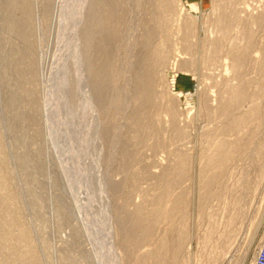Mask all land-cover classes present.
<instances>
[{"label": "rangeland", "instance_id": "obj_1", "mask_svg": "<svg viewBox=\"0 0 264 264\" xmlns=\"http://www.w3.org/2000/svg\"><path fill=\"white\" fill-rule=\"evenodd\" d=\"M0 138L32 234L5 241L0 198V264H256L264 0H0ZM214 140L234 149L205 168Z\"/></svg>", "mask_w": 264, "mask_h": 264}, {"label": "bare ground", "instance_id": "obj_2", "mask_svg": "<svg viewBox=\"0 0 264 264\" xmlns=\"http://www.w3.org/2000/svg\"><path fill=\"white\" fill-rule=\"evenodd\" d=\"M26 8V7H25ZM221 13V12H220ZM232 14V13H231ZM227 16V15H226ZM225 17V16H224ZM230 17V16H229ZM234 17V16H233ZM232 17V18H233ZM70 18V17H69ZM69 18H64L66 21H68L69 20ZM235 18V17H234ZM71 19V18H70ZM228 19V18H227ZM263 19V14L262 15H260V16H255V18H254V21H252L253 22V24H251L252 26H250V28H249V32L247 33V32H245L244 30L245 29H243L242 28V30H241V37H240V39L242 38L243 40H244V42L242 43V45H240L238 42H236V44H234L235 46L233 47V50H232V53L231 54H234L235 56L236 55H239V54H237L236 52H237V50H238V53H239V48H248V47H250V45H251V42H252V40L251 39H253L252 37H254V34L255 33H253V34H251L252 33V30L254 29V26H256V24L259 22H261V20ZM72 20V22H69L70 24L71 23H73V18L71 19ZM224 20V19H223ZM232 20V19H231ZM225 21V20H224ZM228 21V20H227ZM233 21V20H232ZM229 23H230V21H228ZM251 22V23H252ZM224 23H226V22H224ZM68 24V23H67ZM223 24V23H222ZM221 24V25H222ZM225 25V24H224ZM70 26V25H69ZM223 26V25H222ZM222 26H221V28H222ZM247 26V25H246ZM68 29V28H67ZM233 29V27L232 26H230V25H225L223 28H222V32H223V34H227V35H229V33H231V30ZM220 31V32H221ZM70 33V29H69V31L67 30V35ZM21 34H22V38H24V37H27V29L25 28V29H23V31L21 32ZM236 38H238V37H236ZM241 39V40H242ZM244 44V45H243ZM215 47H217V46H215ZM17 48H18V50H17ZM218 49H219V47H217ZM244 49H242V50H244ZM220 50V49H219ZM221 50H222V47H221ZM13 51L14 52H16V53H20V51H19V47H17V46H15V47H13ZM218 51V50H217ZM222 51H220L219 53H221ZM241 53L243 52V51H240ZM246 52V51H245ZM248 52V51H247ZM240 53V54H241ZM244 53V52H243ZM233 55V57H232V59H233V61H232V64H231V69H234V70H236V71H238L239 70V68L240 67H242L243 66V64H244V61L245 60H243L244 58H238V57H235ZM232 56V55H231ZM231 56H230V58H231ZM242 57V56H241ZM215 58V57H214ZM213 58V59H214ZM246 59V58H245ZM230 62V61H229ZM228 65V64H227ZM228 69V68H227ZM242 69V68H241ZM229 70V69H228ZM230 71V70H229ZM238 73V72H237ZM229 83V82H228ZM227 83V84H228ZM234 85V84H233ZM239 85H240V83H239ZM79 86L80 87H82L83 85H81V81L79 82ZM233 87V86H231V85H228V87ZM238 86V85H237ZM219 87V86H218ZM230 87H229V90L227 91V92H225L224 94L225 95H228V101H227V104L225 105L226 107L223 109L224 111L223 112H228L229 111V109L231 108V107H236V105L238 106V104L239 103H241L243 100H244V96L242 95V93H241V88H240V86L239 87H237V89L235 88V86L233 87V88H235V89H231L230 90ZM239 88V89H238ZM239 90V91H238ZM224 91V90H223ZM223 97V96H222ZM225 101V102H226ZM223 106H224V104H223ZM256 107V106H255ZM253 110H256V108H254ZM252 110V111H253ZM222 113V112H221ZM225 114V113H224ZM7 122L9 123V126H13V122H15V120H16V118H14V117H11V120H10V117H7ZM234 119V118H233ZM237 119V118H236ZM245 119V118H244ZM237 122H240V123H242V119L240 118L239 120H236ZM231 122V121H230ZM16 123V122H15ZM14 123V124H15ZM240 125V124H239ZM235 126H236V124H235ZM238 126V125H237ZM241 126V125H240ZM9 128H12V127H9ZM232 132V131H231ZM1 139V138H0ZM215 140H217V139H215ZM214 140V141H215ZM226 140V139H225ZM225 140H222V141H215V142H213V144H212V146H211V149H210V151H208V153H206V154H208V155H205V157H204V164L202 165V166H204L205 168H207L210 164L213 166V167H215L214 165H216V164H214V161H211V162H209L211 159H216V156L217 157H219V154H224V156L227 154V152H226V148H225V146L228 144V143H226V141ZM229 145H230V147L229 146H226V147H228L227 149H229L230 148V150H229V152L231 151V149H234L233 147V145L231 144V143H229ZM263 146V145H262ZM5 147H6V144H4V142H2V141H0V198L2 199L1 201H3V202H5L6 201V203L8 202V204L7 205H5L6 207H5V210L7 211L6 213H7V216L5 217V219H6V221L3 223V225L4 226H7L8 227V233L7 234H5V232H7V231H5L4 232V234L3 235H5L6 237H3L4 239H5V241L6 242H11L12 241V237H10L11 236V233H13L14 231H12V227H15V229H16V226H19V234H21L22 236L19 238V239H17L18 241H21V242H27L28 243V240H29V238L32 236V234H31V228H29V226L24 222V220H23V216H22V214H21V210H22V205H21V202L20 201H11L10 202V199H12V200H17V197H16V195H12L11 197H10V195L7 193L8 192V188H9V186L10 185H12L13 184V181H14V179H13V181H12V179L9 177V175H8V173H7V170L9 169L8 168V157H7V155L4 153V150H5ZM226 153V154H225ZM230 155V154H229ZM223 157V156H222ZM225 158V157H224ZM223 158V159H224ZM222 158H221V160H220V162L221 161H224ZM206 160V161H205ZM216 160H218V159H216ZM219 161V160H218ZM216 162V161H215ZM219 163V162H218ZM223 163V162H222ZM218 165V164H217ZM216 165V166H217ZM220 165V164H219ZM219 166H217V167H215V168H218ZM212 168V167H211ZM208 170V169H207ZM264 170V169H263ZM262 170V171H263ZM263 173V172H262ZM204 174V173H203ZM264 174V173H263ZM218 175V174H217ZM212 176V175H211ZM217 177V176H216ZM14 178V177H13ZM203 178H205V177H203ZM207 178V177H206ZM10 179H11V182H10ZM214 181V180H213ZM210 184V183H209ZM97 190H99V192H100V186H99V184H98V189ZM7 200H9V201H7ZM96 201H99V199L97 198V200ZM2 202V203H3ZM17 202V203H16ZM10 203L11 204H14L15 206H11L10 205ZM5 204V203H4ZM3 204V205H4ZM178 204V202H175L174 203V206H176ZM204 204V203H203ZM0 208L1 209H3L4 208V206H0ZM11 208H13V209H11ZM69 211L72 213L73 212V210L70 208L69 209ZM185 214V213H184ZM16 216L20 219V221L19 220H17V219H15L16 218ZM186 216V215H185ZM184 216V218H183V220H181V230H180V234H179V239H178V241H177V243H178V248L177 249H179V248H181V247H183L184 246V244H185V242H186V239H187V225H188V222H187V220H186V217ZM2 225V226H3ZM12 226V227H11ZM28 226V227H27ZM4 228V227H3ZM17 229V230H18ZM4 230V229H3ZM28 231V233L30 234V237H29V234L27 233V231ZM17 232V231H16ZM27 234H26V233ZM2 234V233H1ZM25 235H26V237H25ZM2 236V235H1ZM2 238V239H3ZM31 240L34 242V238H31ZM4 241V242H5ZM5 242V243H6ZM29 245V244H28ZM164 245H165V242L164 243H162V245L160 246V250H159V255H161V254H163V248H164ZM30 249H31V247H30ZM29 249V250H30ZM28 250V251H29ZM27 251V250H26ZM31 251V252H30ZM29 252L30 253H24V252H22V254L21 255H19V257H20V259L21 260H24L25 259V261L27 260V263L26 264H33V263H37V261L36 260H34V261H36V262H30V263H28V259H30V261H31V258H38L39 256H38V254H37V252L35 253V252H33V251H35V248L33 247L32 248V250H30ZM41 262V261H40ZM37 264H39V263H37ZM157 264H163L161 261L159 262V263H157Z\"/></svg>", "mask_w": 264, "mask_h": 264}, {"label": "built area", "instance_id": "obj_3", "mask_svg": "<svg viewBox=\"0 0 264 264\" xmlns=\"http://www.w3.org/2000/svg\"><path fill=\"white\" fill-rule=\"evenodd\" d=\"M256 264H264V244L260 252L259 259Z\"/></svg>", "mask_w": 264, "mask_h": 264}, {"label": "crops", "instance_id": "obj_4", "mask_svg": "<svg viewBox=\"0 0 264 264\" xmlns=\"http://www.w3.org/2000/svg\"><path fill=\"white\" fill-rule=\"evenodd\" d=\"M259 187L264 189V183H260Z\"/></svg>", "mask_w": 264, "mask_h": 264}]
</instances>
